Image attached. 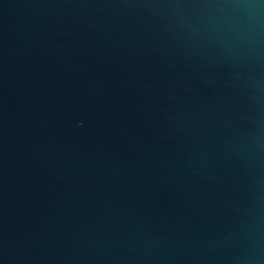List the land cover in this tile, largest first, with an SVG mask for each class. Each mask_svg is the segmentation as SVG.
Masks as SVG:
<instances>
[{
  "label": "water",
  "instance_id": "1",
  "mask_svg": "<svg viewBox=\"0 0 264 264\" xmlns=\"http://www.w3.org/2000/svg\"><path fill=\"white\" fill-rule=\"evenodd\" d=\"M0 264H264V0H0Z\"/></svg>",
  "mask_w": 264,
  "mask_h": 264
}]
</instances>
